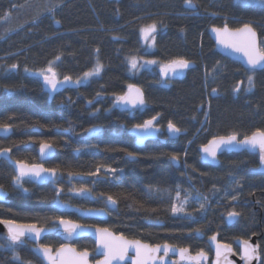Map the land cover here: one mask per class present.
<instances>
[{
	"label": "trees",
	"instance_id": "obj_1",
	"mask_svg": "<svg viewBox=\"0 0 264 264\" xmlns=\"http://www.w3.org/2000/svg\"><path fill=\"white\" fill-rule=\"evenodd\" d=\"M29 1L33 4L35 0ZM39 3L46 7L45 12L53 10L58 28L56 21L36 8L18 14L8 0H0V22H5L0 24V124L12 129L7 140L0 139V150L10 148L14 160L35 164L37 147L45 141L56 149L47 167L55 168L58 178L44 186L23 179L21 187L14 183L12 167L0 161V187L9 193V202L0 204V219L48 227L57 217H67L54 206L57 196L81 207L104 208L111 195L117 201L116 210L100 226L117 234L208 254L206 238L210 235L217 234L226 244L256 236L264 264V177L247 171L257 164L256 157L224 155L221 166L212 169L199 163L197 151L214 137L247 136L264 130V70L252 73L222 57L208 36L213 26L227 24L236 29L247 23L264 46V6L238 0H193L195 9L187 8L185 0ZM7 13L15 16L14 31L7 32L8 23L3 20ZM153 22L157 24L155 48L148 54L141 44L140 29ZM133 57L161 65L183 57L195 67L181 81L163 80L155 71L131 70ZM97 61L103 65L99 76L91 77L82 88L65 90L52 101L42 90V77L32 74L54 62L59 79L71 76L75 81ZM13 64L18 67L13 69ZM250 74L254 86L247 91ZM241 81V91L234 93ZM129 84L142 88L146 103L126 112L117 108L116 97L123 95ZM152 117L158 118L162 128L173 122L182 135L177 141L162 136L137 149L129 131ZM129 153L135 160H130ZM173 155L179 159L173 161ZM99 166L103 167L98 176L86 175ZM104 168L117 171L108 175ZM96 177L101 181L94 182ZM81 187L87 188L88 194L76 199L67 196ZM211 188L220 190L214 198ZM225 189L227 195L223 196ZM193 190L210 196L205 211L189 202L186 210L191 218L173 216L170 208L177 191L183 200ZM229 191H236L238 199L232 200ZM233 209L240 219L227 227L224 217ZM68 217L77 221L74 215ZM90 223L95 225L86 224ZM0 243L7 241L0 237ZM43 244L52 248L61 245L55 237L46 238ZM74 246L78 251H94L89 239ZM29 262L44 264L30 244L15 251L0 248V264Z\"/></svg>",
	"mask_w": 264,
	"mask_h": 264
},
{
	"label": "snow or ice",
	"instance_id": "obj_2",
	"mask_svg": "<svg viewBox=\"0 0 264 264\" xmlns=\"http://www.w3.org/2000/svg\"><path fill=\"white\" fill-rule=\"evenodd\" d=\"M257 3L261 6H264V0H257ZM186 7L189 9H195V4L193 0H185ZM59 23V21H56ZM157 31V24L155 22L146 25L140 29L141 37L146 42L151 38V45L155 44L154 33ZM211 31L215 33L217 42L222 45L224 48L230 49L233 53L241 54L244 58V61L247 65L246 71L254 73L257 70H264V46L257 43V36L254 28L250 24H243L242 27L236 29H230L227 24L223 27L211 28ZM99 51V49H97ZM56 60H60V56L56 57ZM157 61L155 60H146L144 65H154ZM191 61L183 57L173 59L167 64L163 65L160 68L161 75L164 77H169V75L182 74L187 70ZM54 62H50L47 68L40 70L39 72L32 73L33 75H38L42 77L43 83L53 92H55L58 86H63L66 84H74L79 86L82 82L88 81L91 77L99 76L103 70V65L97 61L95 67L89 71L85 72L82 78L76 79L73 81L71 76H64L63 80H59L57 77V72L53 66ZM130 69L136 70L138 66V61L136 58H131L129 61ZM13 69L17 68L16 64L11 66ZM215 70V69H214ZM28 69L25 68V72ZM243 81L238 83L234 88V93H239L241 91L240 84ZM248 88L247 91H251V88L254 86L253 75L247 76ZM216 89H213V93H216ZM99 95V93L97 94ZM92 102L89 101V104ZM146 101L143 95V92L140 88L135 85L129 84L128 91L116 97V104L122 106H128L133 109L140 107L142 108L145 105ZM207 117V114H205ZM157 117H152L151 119L143 121L141 124H136L134 126V131L137 133V142L142 143L147 137L154 135L156 132H159V128L155 127L154 122ZM11 125L0 124V130L7 134L10 131ZM168 133L172 136H178L181 132V129L178 128L173 122L169 121L167 125ZM90 132H96L97 129H90ZM242 149L251 152H256L258 150L260 156L261 165H264V130H256L250 136H245L242 140H238L237 134L233 133L228 136H218L211 139L206 145L202 146V152L205 153L206 157L211 158L212 162H216L217 153L224 150H234ZM51 145L45 141L40 142V155L42 157L50 155ZM79 151V150H78ZM11 152L10 148H5L3 151H0V156H3L7 159H11L7 154ZM129 156L134 157L133 153H129ZM173 161L179 159L178 156L173 155L171 157ZM101 167L99 166L93 172H88L86 175L89 176H98ZM15 168L17 170V175L14 177V183L22 187L21 181L24 178H27L28 181L44 182L48 179H52L56 176L57 170L55 168L49 169L43 167L42 164H28L27 162L17 160L15 161ZM264 171V167L260 169ZM105 173L115 174L116 169L114 168H104ZM69 175H72L71 173ZM239 183L238 181L236 182ZM27 191V189H25ZM77 195L88 194L89 190L87 188L81 187L75 189ZM107 205L115 206L117 201L113 196H107ZM191 199V194L186 196L183 200L180 199V192L176 193V202L171 204L170 212L173 216L178 214H184L186 217L191 218V213L186 211V205ZM237 195H232V200H237ZM207 197L204 198V201L199 203L198 211H205V201ZM59 205V201H57ZM63 207H68L63 205ZM89 212L97 211L104 212V209H89ZM240 213L235 209L228 212L229 221L236 220L239 217ZM59 225L62 227L63 232L66 234V239L71 240L73 237L80 235V231L84 229V226L78 223H75L72 220L63 219L60 217L56 218ZM0 224H4L7 227V243H0V248H11L15 251L17 246H22L24 244V238L30 237L35 241H39L41 234L45 229L38 227L34 223L21 224L17 223L11 219H0ZM96 234L99 241V249L103 251V260L98 261L97 264H114V262L124 261L128 255L130 249L134 250L135 258L133 264H164V257H167L169 252H177L180 260H188L189 264H201L202 260H206V253L201 250L195 255L190 254V250L187 247L175 248L168 243L163 245H149L142 243L140 240H128L124 235H115L108 228H97ZM197 235L200 234V230H195ZM211 242L215 245L216 261L215 264H221V258L231 264V261H228V254L232 253V248L228 244H222L217 241V236L212 235L210 238ZM242 245V259L245 260V264H251L255 259L260 260L259 255V245L253 246L247 240L240 242ZM163 250V256L158 254ZM36 254L42 257L44 260L48 261V264H88V255L87 251L77 252L75 248L61 246L56 250L55 255H53V250L50 246L41 245L35 250ZM19 259V257H15ZM30 264V262H29Z\"/></svg>",
	"mask_w": 264,
	"mask_h": 264
},
{
	"label": "water",
	"instance_id": "obj_3",
	"mask_svg": "<svg viewBox=\"0 0 264 264\" xmlns=\"http://www.w3.org/2000/svg\"><path fill=\"white\" fill-rule=\"evenodd\" d=\"M55 26H56V28H58L59 27L58 23H55ZM211 28L208 30V36L211 39V41L213 42L216 51L222 57H224V58H226V59H228V60H230L232 62H235V63L239 64L243 69L246 70L247 69V65H246V63L244 61L243 56L241 54L233 53L230 49L224 48L222 45H220L217 42V38H216L215 33H213L211 31ZM256 36H257V43L260 44L257 32H256ZM194 67H195V64L191 63L190 67L187 70H185L182 74H177V75H171L170 74L169 77H167V78L170 81H181V80L184 79L186 73L188 71H190L191 69H193ZM257 71H261V70H257ZM59 80L62 81L63 78H60ZM85 85H86V82H82L79 86H76L74 84L69 83V84H66V85H63V86H58L57 90L55 92H53L43 83V79L41 78L42 90L47 94V96L49 98V101H52L57 95H59L60 93L64 92L65 90H76V89L84 87ZM136 87H138V88H140L142 90L141 87H139V86H136ZM127 91H128V89L126 90V92ZM142 92H143V90H142ZM143 95H144V92H143ZM144 98H145V95H144ZM117 108L119 110H121V111L129 112V111L138 109L140 107H137V108L133 109V108L128 107V106L117 105ZM156 123H157V119L154 122V125H156ZM155 127H157V126H155ZM157 128H159V127H157ZM160 131H161V129L159 128V132H156L154 135H152L150 137H147L142 143H138L137 142V133L134 131V127L130 130V135L134 139L135 147L137 149H142V148L145 147L147 142H151V141L157 140L158 135L160 134ZM11 134H12V129L11 128H10V131L7 134H4V132L2 130H0V139L7 140L11 136ZM166 134L171 139H176V138H178L180 136V134H179L178 136L172 137L168 133L167 127H166ZM201 149H202V146H200L198 148L199 163L201 165L210 167L212 169H217V168H219L221 166L220 156H222L223 154H231V153H237L238 154V153L246 152L248 155L256 157V160H257L256 166L248 168V173L251 176H262V177H264V171L260 170L262 167H264V165H261L260 156H259L258 150L256 152L242 150V149H239V148L234 149V150H224V151L218 152L217 153L216 162H212L211 158L206 157L205 153H203ZM0 151H3V149L0 150ZM49 151L51 153L50 155L42 157L40 155V145H39V147L37 148L38 163H36V164H42L43 167H45V164L48 163L50 160H52L55 157V153H56L55 151L56 150H55V148L52 145H51V149ZM7 156H10L11 159L9 160V159H7V158H5L3 156H0V161H2V160L6 161L12 167L14 173L17 175V170L15 168V161L16 160H14L12 158L11 152H9L7 154ZM130 160H135V158H133L131 156ZM56 176H57V174H56ZM56 176L54 178L48 179V180H46L44 182H36V181H31V182L33 184L38 185V186H44L47 183L53 182L56 179ZM8 197H9V193L6 190H4L2 187H0V204H7L9 202ZM57 201H59V205L57 204ZM63 205H67L68 207H63ZM56 206H57V209H58L59 212L73 213L80 219H83V220H86V221H96V222H99V223L107 222V220L109 218V212H114L116 210V205L115 206L107 205V200L105 202L106 208L104 209V212H102V213L101 212H97V211H93V212H89L88 211L89 209H93V208L82 209V208H79V207L71 206L68 203H63L59 198L56 200ZM239 219H240V215H239V217L236 220L229 221L228 214H227L224 217V222H225L227 227H232V226L237 224ZM74 222L78 223V224H81V223L76 222V221H74ZM81 225L84 226V229L82 231H80V235H78L76 237H73V239H71V240L66 239V234L63 232V229L59 225L58 220L52 221V223H51V225L49 227H40V226L37 225L38 227L45 229V231L41 234V237H40L39 241H35L34 239H32L30 237H25L24 238V241H25L24 244L22 246H17V247H23V246H26L27 244H31L32 245V251L36 255V257L38 259H40L44 264H48V261H46L42 257L38 256L36 254V252H35V250L39 246L44 245V244H42L44 239H46L48 237H55V238L59 239L62 242L63 246L71 247V248H75L73 246V244L75 242H77L79 240H82V239H89L94 244V251L92 253L88 252L89 253V255H88V264H97V262L103 260L104 257H103V251L101 249H99V241H98V237H97V234H96L95 230L97 228H106V227L94 226V225H90V224H81ZM109 231H111L115 235H121V234H117V233L113 232L110 229H109ZM213 235L217 236V241L219 243L226 244V243H223V242L219 241V238H218L217 234H213ZM6 236H7V227L4 224H0V237L4 238L6 240ZM211 236L212 235H210L209 237L206 238V244H207V246H208V248L210 250V254L206 253L207 259L206 260H202L201 264H215V261H216L215 245L209 239ZM126 239L134 240V239H129L127 237H126ZM258 239H259V237H256V236H252L249 239L237 238V239H235L233 244H228L232 248V253L228 254V257H227L228 261H231V264H245V260H243L241 258L242 257V245H241L240 242L244 241V240H247L251 245L256 246V245H259ZM142 243L149 244V243H146V242H142ZM149 245H151V244H149ZM156 245H163V244H156ZM169 245H171V244H169ZM61 246H59L56 249L51 247L52 250H53V255H55L56 250L59 249ZM152 246H155V245H152ZM172 246H174V245H172ZM174 247L177 248V249L181 248V247H177V246H174ZM258 251H259V255H260V260L257 261V260L254 259L251 262V264H262L263 263V258H262L261 254H260V246H259V250ZM77 252H79V251H77ZM190 254L191 255H195L196 253H192L190 251ZM158 255L159 256H163V250H161V252ZM92 257L97 259L94 263H92L90 261V259ZM134 258H135V252H134V250L130 249L129 252H128V255H127V257L125 258L124 261L114 262V264H133ZM157 264H159V261L157 262ZM164 264H189V261L188 260H183V261L180 260L179 255H178L177 252H169L168 256L164 257ZM221 264H227V262L224 261L223 258H221Z\"/></svg>",
	"mask_w": 264,
	"mask_h": 264
},
{
	"label": "rangeland",
	"instance_id": "obj_4",
	"mask_svg": "<svg viewBox=\"0 0 264 264\" xmlns=\"http://www.w3.org/2000/svg\"><path fill=\"white\" fill-rule=\"evenodd\" d=\"M9 1V4H10V8H11V10H14V9H16L17 11H18V14H24L26 11H27V9H29V8H31V7H33V8H36L38 11H40L41 12V14H45V15H49L50 16V18L52 19V21H56L55 19H54V15H53V10L52 11H50V12H45L46 11V7L44 8V6H41V4L39 3L41 0H35L34 2H33V4H32V1H29V0H8ZM238 1H240V2H242V3H244V4H252V5H260V4H258L257 3V0H238ZM49 2L48 1H46L45 2V4H48ZM41 14H40V16H41ZM40 16H39V19L38 20H40ZM15 16L14 15H8V13L7 14H5V18L3 19V20H5V21H7V32H10L11 30H15V27H14V21H15V18H14ZM38 20H36V22L38 21ZM36 22H33L32 24H34V23H36ZM2 23H5L4 21H1L0 22V24H2ZM59 26V25H58ZM12 31V32H13ZM11 32V33H12ZM156 33V32H155ZM155 33H154V36H155ZM6 34H8V33H6ZM141 37V36H140ZM141 44H142V46L144 47V50H145V52L146 53H148V54H150V53H152L153 51H154V48H155V44H154V46L153 45H151V38H149V40L146 42L144 39H142V37H141ZM136 58V57H135ZM137 59V61H138V66H137V72H141L143 69L144 70H148V71H155L156 72V74L159 76V77H161V78H163L164 79V76H162L161 75V72H160V68L163 66V65H161V64H158V63H156V64H154V65H144V61H146V60H151V59H148V58H146V59H144V58H142V59H139V58H136ZM129 66H130V64H129ZM248 171V170H247ZM105 174H108V175H113V174H111V173H105ZM219 189L217 188L216 189V191H215V188H211V194H212V197L211 198H214V197H216L217 196V193L216 192H218L219 193ZM227 191L228 190H223V196H226L227 195ZM236 192V191H235ZM234 191H229V195L230 196H232V195H236L237 193H235ZM205 197H207V200L205 201V203H207L208 201H209V198H210V196H204V195H202L201 193H199V191L198 190H193V192H192V194H191V199L189 200V202H191V203H194L195 205L197 204V205H199V203L201 202V201H204V198ZM188 205V204H187ZM187 211V210H186Z\"/></svg>",
	"mask_w": 264,
	"mask_h": 264
},
{
	"label": "flooded vegetation",
	"instance_id": "obj_5",
	"mask_svg": "<svg viewBox=\"0 0 264 264\" xmlns=\"http://www.w3.org/2000/svg\"><path fill=\"white\" fill-rule=\"evenodd\" d=\"M161 78V77H160ZM161 79H163V78H161ZM165 79H168V78H166V77H164V79L163 80H165ZM151 119V118H150ZM155 126H157V127H159L160 129H161V131H160V134L158 135V138H157V140H159V139H161V137L162 136H164L165 138H167V139H169L170 141H177L179 138H180V136L182 135V131L180 132V136L178 137V138H176V139H171L167 134H166V127H167V125L164 127V128H162L160 125H158V118H157V123H156V125ZM229 135H231V134H229ZM251 135V134H250ZM226 136H228V135H226ZM247 136H249V135H247ZM237 137H238V140H242L245 136H239V135H237ZM213 139V138H212ZM157 140H155V141H157ZM211 140V139H210ZM209 140V141H210ZM208 141V142H209ZM207 142V143H208ZM206 143V144H207ZM190 145V142L188 143V146ZM205 145V144H204ZM187 146V147H188ZM203 146V145H202ZM39 147V146H38ZM37 147V148H38ZM200 147V146H199ZM199 147H197V151H198V148ZM56 150V149H55ZM56 152V151H55ZM36 154H37V150H36ZM231 154H234V155H238V156H242L243 157V155H248L246 152H244V153H231ZM231 154H223L222 156H220V161L222 162V160H221V158L224 156V155H231ZM55 155H56V153H55ZM250 156V155H249ZM37 159H38V157H37ZM53 160V159H52ZM52 160H50L48 163H50ZM3 161V160H2ZM38 161V160H37ZM38 163V162H37ZM48 163H46L45 164V167L46 168H49V167H47V164ZM36 164V163H35ZM49 169H51V168H49ZM56 174H57V176H56V179L58 178V173L56 172ZM16 175V174H15ZM56 179L54 180V181H56ZM53 181V182H54ZM99 181H101V177H96V178H94V182H99ZM69 198H71V199H76V198H78V197H83L84 195H77L76 194V192L75 191H72V192H70V193H68V195H67ZM60 199L63 203H68V204H70L71 206H75V207H79V208H82V209H89L90 207H81V206H78V205H74V204H72V202H69V201H66L65 199H63L62 197H59V196H57L56 197V199H55V203H54V206H55V208H56V210L58 211V209H57V206H56V200L57 199ZM106 208V206L104 207V208H93V209H105ZM59 212V211H58ZM59 213H61V214H64V216H67V217H63V219H69V220H71L68 216H70V215H74L75 217H76V219H77V221L76 222H79V223H81V224H86V223H89V221H86V220H83V219H80V218H78L75 214H73V213H66V212H59ZM90 222H93V224H95L94 226H100L101 224H104V223H99V222H96V221H90ZM51 225V224H50ZM90 225H92L91 223H90ZM49 238V237H48ZM45 240V239H44ZM59 240V239H58ZM83 240V239H82ZM60 241V240H59ZM79 241H81V240H79ZM79 241H77V242H79ZM77 242H75V243H77ZM44 243V241L42 242V244ZM60 243H61V245H62V242L60 241ZM74 243V244H75ZM74 244H73V246H74ZM31 245V244H30ZM75 247V246H74ZM76 248V247H75Z\"/></svg>",
	"mask_w": 264,
	"mask_h": 264
},
{
	"label": "bare ground",
	"instance_id": "obj_6",
	"mask_svg": "<svg viewBox=\"0 0 264 264\" xmlns=\"http://www.w3.org/2000/svg\"><path fill=\"white\" fill-rule=\"evenodd\" d=\"M131 157V156H130Z\"/></svg>",
	"mask_w": 264,
	"mask_h": 264
}]
</instances>
